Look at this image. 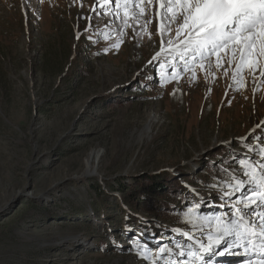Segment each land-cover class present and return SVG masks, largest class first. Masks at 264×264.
<instances>
[{"label":"rangeland","instance_id":"rangeland-1","mask_svg":"<svg viewBox=\"0 0 264 264\" xmlns=\"http://www.w3.org/2000/svg\"><path fill=\"white\" fill-rule=\"evenodd\" d=\"M95 3L0 0V264H149L139 255L143 246L155 256L162 246L175 252V242L191 243L175 229L209 245V229L198 231L189 220L203 226L196 216L229 212L221 207L231 203L222 199L230 191L223 185L245 178L237 161L255 156L245 145H264V125L257 128L264 121V60L255 78L245 66L243 86L233 81L239 58L230 66L231 55L223 67L212 56L211 67L205 60L204 69L196 64L165 83L160 65L183 37H176L175 24L167 34L157 32L164 22L156 0H145L139 35L128 28L119 49L112 45L120 22L97 16ZM114 28L105 40L101 33ZM208 162L226 170L209 174ZM162 171L192 196L176 217L148 215L124 202L125 188ZM201 255L209 264L246 259Z\"/></svg>","mask_w":264,"mask_h":264},{"label":"snow or ice","instance_id":"snow-or-ice-1","mask_svg":"<svg viewBox=\"0 0 264 264\" xmlns=\"http://www.w3.org/2000/svg\"><path fill=\"white\" fill-rule=\"evenodd\" d=\"M144 2L145 0H96L93 4L91 10L97 16L101 14L113 16L120 22L118 32L120 39L112 45L113 48H120L128 28L131 27L133 33L139 35L137 26L140 19L147 15ZM148 4L151 5L152 0H148ZM156 4L159 6L156 15L164 22L157 28V32L167 34L175 24L176 37H183L179 39V44L174 49H168L173 53L168 64L160 65L165 83L178 79L180 72L188 71L196 64L204 69L205 60L209 61L207 67H211L212 56L216 57L217 67H223L224 57L229 55H231L230 66L237 57L239 58L235 64L234 82L243 86L242 73L245 66L252 70L255 78V71L264 60V0H156ZM88 20L91 21L92 17L89 16ZM148 23L151 21H145V29ZM115 32L114 28L113 32H102L101 35L108 40ZM149 39H151L150 33ZM161 43L163 45L164 41L162 40ZM167 43L172 45L173 41L169 40ZM164 52L165 48L162 47L149 63L158 60ZM177 65H179L178 70ZM168 68L173 69L171 76L164 75ZM238 75L239 81H237ZM260 75L264 76V71H261ZM258 90V88L254 89V92ZM261 125H264V121L257 125V128ZM252 131L255 132V129ZM247 139L248 137L242 138V142ZM254 139L261 141L260 136ZM245 146L248 152L255 154L237 161L245 178L233 176L229 183L223 185L230 191H225L222 199L231 203L221 207L227 206L230 211L196 216V219L204 222L203 226L189 220L192 227L197 228L198 231L203 232L204 227H207L209 231L206 239L211 240L212 243L205 245L196 239L194 234L181 233L179 229H175L177 235L185 237L191 243L175 242V249H178L175 252L171 247L162 246L155 256L147 246H143L139 255L145 261L149 264H158L163 259V264H193V261L198 264H209V261L201 255L208 253L218 257L244 256L246 259L243 260V264H264V146L259 142L255 146ZM256 156L259 159H256ZM233 159H236L235 156ZM198 208L199 205L189 209L186 219L195 216ZM194 245L199 246V251L192 250ZM237 248L242 251H234ZM165 253L173 258L171 260L165 258ZM176 257H187V259Z\"/></svg>","mask_w":264,"mask_h":264},{"label":"trees","instance_id":"trees-1","mask_svg":"<svg viewBox=\"0 0 264 264\" xmlns=\"http://www.w3.org/2000/svg\"><path fill=\"white\" fill-rule=\"evenodd\" d=\"M90 32L94 31L90 30ZM92 35H94L95 40L98 41V35ZM141 85L145 84L141 83ZM114 102L116 103V100H114ZM222 151L223 150L220 152ZM212 156L219 157L220 155L218 152ZM221 163L208 162L204 167L207 169L208 173L210 172L209 174H221L222 170H226L225 167L221 166ZM230 169L232 170V168ZM123 193L124 202L128 204L130 208H133V210L138 207L143 213L156 215L163 219L176 217L178 206L184 204L187 197H189L187 195H190L173 175L164 171L158 174L143 175L134 182L133 186L125 188ZM119 212L121 214L125 213L122 207H119ZM127 219L129 222H136V219L132 216H127ZM150 227L154 228L155 226L152 225ZM102 247L105 246L102 244Z\"/></svg>","mask_w":264,"mask_h":264},{"label":"bare ground","instance_id":"bare-ground-1","mask_svg":"<svg viewBox=\"0 0 264 264\" xmlns=\"http://www.w3.org/2000/svg\"><path fill=\"white\" fill-rule=\"evenodd\" d=\"M95 156H96L95 158H97L98 155H95ZM87 165H88V164H87ZM241 262H242V263H240V264H243V260H242Z\"/></svg>","mask_w":264,"mask_h":264}]
</instances>
